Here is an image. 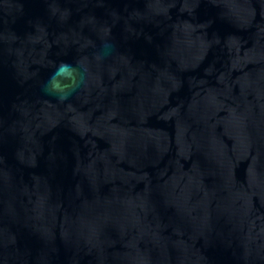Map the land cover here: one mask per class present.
Instances as JSON below:
<instances>
[{
  "label": "water",
  "instance_id": "1",
  "mask_svg": "<svg viewBox=\"0 0 264 264\" xmlns=\"http://www.w3.org/2000/svg\"><path fill=\"white\" fill-rule=\"evenodd\" d=\"M0 264H264V0H0Z\"/></svg>",
  "mask_w": 264,
  "mask_h": 264
},
{
  "label": "clouds",
  "instance_id": "2",
  "mask_svg": "<svg viewBox=\"0 0 264 264\" xmlns=\"http://www.w3.org/2000/svg\"><path fill=\"white\" fill-rule=\"evenodd\" d=\"M106 48L108 49V52L111 49V45L106 43ZM71 68V66L69 64L66 63H62L58 68H57V72H63V71H67ZM52 87L54 90H56L59 93H63L64 89L60 86L59 82L56 80L52 81ZM57 99L63 101L65 99H67V95L66 94H60L57 96Z\"/></svg>",
  "mask_w": 264,
  "mask_h": 264
}]
</instances>
